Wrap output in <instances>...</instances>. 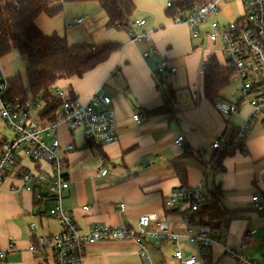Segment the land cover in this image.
Returning <instances> with one entry per match:
<instances>
[{
    "label": "crops",
    "instance_id": "crops-1",
    "mask_svg": "<svg viewBox=\"0 0 264 264\" xmlns=\"http://www.w3.org/2000/svg\"><path fill=\"white\" fill-rule=\"evenodd\" d=\"M132 2L135 11L130 19L144 20V25L137 27V31L147 32L149 40L130 42L124 29L106 27L108 30H104L102 25L106 24V16L102 13L96 12L97 21L84 15L75 18L83 19V24L75 29L85 44L90 41L87 34L93 33L92 40L98 32L97 44L88 45L115 43L121 48L81 78L58 80L55 88L64 90V98L76 97L82 103L97 94L108 97L110 105L107 108L114 115L117 141L86 146L80 130L70 131L65 125L57 128L59 141L73 146L72 152L63 156L69 181L64 193V207L69 210L80 233H86L93 226L136 227L141 214L154 213L157 221L166 224L169 233L182 234L183 208L176 206L171 211L163 208L164 198L181 186L175 173L177 168L185 174L187 187L203 182L204 193L216 187L221 190V204L228 212V228L219 240L231 248L239 244L244 233L252 232L245 253L264 264V119L253 122L244 141V150L226 153L216 169L206 171L205 167L212 163L215 155L212 142L217 138L229 140L249 117L250 110L247 105H240L236 113L226 118L204 99L199 70L210 55L215 54L218 62L221 58L215 52L201 49L205 38L192 39L188 27L172 23L165 13L166 3L170 0ZM217 6L219 13L212 19L221 15L227 17L220 24L238 18L241 13L238 0H219ZM231 7L236 9V14L230 12ZM98 9L102 11L99 6ZM66 17L64 12L51 19L41 16L35 24L43 34L65 37L70 45ZM203 25L206 30L207 25ZM74 26L72 22L70 27ZM13 57L21 59L14 50L0 58V81L21 76L14 68ZM161 60H168L176 68L175 73L165 78L175 94L176 104L170 113L152 115L148 112L164 104V94L156 88L152 77ZM22 67L24 71V61ZM223 91L220 101L226 100ZM52 96L60 101L53 90ZM41 104L43 110L42 100ZM42 110L34 111L33 118L43 120L40 117ZM134 115H139V124L133 121ZM7 132L9 130L0 120V143L12 138ZM181 136L183 139L178 144L177 139ZM24 165L29 166V163L16 162L1 182L0 250L6 255L0 258V264H54L49 251L33 254L28 249L34 236L54 235L60 229L55 220L56 230L52 227L53 219L47 215L49 204L34 202L31 192L11 191L12 187L19 186L13 174H21ZM100 170H106V174L100 176ZM254 196H258L263 204L259 212L253 207ZM120 205H123L122 210ZM31 223L35 224L34 230L29 229ZM198 230L199 227L191 228V233L196 234ZM143 246L147 261L132 241L88 244L83 264H177L169 240L161 244L146 240ZM179 246L184 258L196 257L195 264H202L203 257L211 264L219 263L221 259L224 263L228 259L230 264H237L219 246H212L201 257L198 246L185 238L179 240Z\"/></svg>",
    "mask_w": 264,
    "mask_h": 264
},
{
    "label": "built area",
    "instance_id": "built-area-1",
    "mask_svg": "<svg viewBox=\"0 0 264 264\" xmlns=\"http://www.w3.org/2000/svg\"><path fill=\"white\" fill-rule=\"evenodd\" d=\"M217 1L208 2L191 12H176L172 23L185 25L190 30L192 39L201 37L199 26L207 25L203 36L207 42L221 45L220 66L233 73L231 83L238 84L239 88L231 95L229 100L216 101L213 108L222 116L229 117L237 112L238 106L247 105L250 114L244 123L234 132L233 137L225 141L223 138L215 139L211 149L215 155L211 164H207L206 171L216 169L219 156L233 150H244V141L253 122L258 118L264 119V0H238L241 13L238 18L220 24L212 18L217 16L219 8ZM229 1V0H223ZM170 3H166L169 8ZM74 25L81 26L82 18L73 21ZM144 20H130L124 29L129 41L139 39L149 40L147 32L137 31L143 26ZM215 56V54H213ZM208 61H204L199 70L203 69ZM176 72V68L168 61L161 60L152 73L155 86L162 91L160 78H166ZM8 86L6 80L0 81V120L11 131L12 138L1 144L0 149V187L7 171L16 162H28L23 166L21 174H13L19 186L11 191L24 190L31 192L34 202L47 203V215L57 221L59 233L49 236H34L29 242V251L33 254L49 251L53 256L54 264H83L85 247L103 241H132L140 248V256L147 261L143 241L161 244L164 240L172 241L176 250L173 257L177 264H195L196 257L183 258L178 249V236L169 234L164 222L157 221L154 213H144L138 218L136 227L125 225L93 226L86 233H80L74 223L70 212L64 207V193L68 189L67 162L63 156L72 152L73 146L63 144L56 136L57 128L65 125L70 131L80 130L85 143L112 144L117 141V133L113 112L107 107L110 99L102 94L93 96L88 102L82 103L76 97L64 98V90L53 89V94L61 99L59 108L50 120H37L33 112L42 110L41 100L37 96L28 97L23 102L8 99ZM164 96L167 97L165 93ZM104 108V109H103ZM136 124L140 123L139 115L133 116ZM45 122V123H43ZM182 136L178 137L180 144ZM106 170H100L99 175L104 176ZM203 182L194 187L179 188L164 198V209L173 210L176 206L182 207L183 235L191 244L198 246V256H204L212 246H219L225 255L237 264H261L249 258L245 250L253 237L247 231L241 237L238 245L227 247L219 240L224 236L216 234L209 227H199L196 234L191 233V217L198 210L203 200ZM254 210H262V203L258 196L252 198ZM123 209V205H120ZM35 224L29 225L34 230ZM5 251L0 250V258H4ZM160 264V263H156Z\"/></svg>",
    "mask_w": 264,
    "mask_h": 264
},
{
    "label": "trees",
    "instance_id": "trees-1",
    "mask_svg": "<svg viewBox=\"0 0 264 264\" xmlns=\"http://www.w3.org/2000/svg\"><path fill=\"white\" fill-rule=\"evenodd\" d=\"M212 1L214 0H172L168 2L170 6L166 7L165 13L172 21L176 12H191ZM86 3H95L102 9L106 16L105 25L111 29L125 27L135 11L132 0H0V58L14 50L25 62L24 80L21 76H17L7 81L8 99L23 102L28 97L37 96L45 105L40 116L44 120L51 119L61 102V99L58 101L52 96V90L58 80L81 78L85 73L107 61L121 48V45L115 43L70 46L65 37L55 33L43 34L36 27L35 23L41 16L55 18L64 12V7L67 5ZM9 35L12 37V44L9 43ZM262 45L264 48V41ZM205 61L208 62L202 74V93L206 101L214 104L220 101V94L231 83L233 73L221 67L214 55H210ZM160 82L167 97L164 96V104L161 108L148 114L170 113L175 107L174 92L165 78H160ZM1 144L2 142L0 149ZM85 144L86 146L103 145ZM225 154L219 156L218 166ZM175 173L181 181V186L176 189L188 188L185 174L177 168ZM227 215L228 212L221 204V190L216 187L204 193L198 210L191 217L190 227H209L214 232L220 233L223 227L228 228ZM202 264H211V262L203 257Z\"/></svg>",
    "mask_w": 264,
    "mask_h": 264
},
{
    "label": "rangeland",
    "instance_id": "rangeland-1",
    "mask_svg": "<svg viewBox=\"0 0 264 264\" xmlns=\"http://www.w3.org/2000/svg\"><path fill=\"white\" fill-rule=\"evenodd\" d=\"M66 8H67V10H66ZM96 12H98V14H101V13L104 14V12H102L100 9H98V5L95 4V3H86L84 5H67V6L64 7V14H65V16H67L66 17V20H65V22H66V30L67 31L70 30L69 31L70 32L69 35H70V38H71V41H69L70 46L80 45V44L84 43L83 42V38L80 36V34H78V30L75 29V28H78V26L75 25L74 27H70V25L72 24L73 20L76 17L81 16V15H84V16H86L89 19L92 17V18H94L96 20L97 19ZM228 12H229V10H228ZM230 12H232L233 14H236L237 11H236V9H234V7H231ZM226 18L227 17H224V16L221 15V16H219V18H215V20L217 22H219V23H223V21H226L227 20ZM104 21H105V19H104ZM102 26H103L104 30H108V29H106L105 23ZM205 28H206L205 25L199 26V31L201 32V38L202 37L204 38L203 31L205 30ZM87 35H88V38L90 39V41L87 40L88 41L87 44H91V43L92 44L93 43L94 44H97V41L99 39L98 32H95L94 33V36L97 37V38L93 37L92 40H91V36L93 35V33L90 32V34H87ZM8 39H9V43L12 44V37H11V35H9ZM204 41L205 42H203V44L201 46V49L203 51H206V52H213V53L215 52L217 54V57L220 59L221 58V55H220L221 45L219 44V42H216L214 44H212V43L208 44L207 39H205ZM13 58H15L14 68H15V70L17 69V71L20 72L21 77L24 80V71H23V67H22L23 66L22 58L21 57H20L21 59H19L18 57H13ZM238 88H239L238 84H235L233 82L230 83L229 86L226 87L224 89V91H223L224 99L228 100L231 97V95ZM9 133H11L10 130H9ZM9 133L7 132V135L8 136H9ZM10 135H12V133ZM8 136H6V137H8ZM51 223H52V227L54 228V230H56V228L58 226V225L56 226V222L54 220H52ZM225 260H226L225 263L223 262V259H221L220 262L219 263H216V264H230L231 263L228 259H225Z\"/></svg>",
    "mask_w": 264,
    "mask_h": 264
},
{
    "label": "bare ground",
    "instance_id": "bare-ground-1",
    "mask_svg": "<svg viewBox=\"0 0 264 264\" xmlns=\"http://www.w3.org/2000/svg\"><path fill=\"white\" fill-rule=\"evenodd\" d=\"M163 206H164V200H163ZM57 222V221H56ZM58 224V223H57ZM59 226V225H58ZM168 232V231H167ZM169 233V232H168ZM169 234H173V233H169ZM55 235V234H54ZM173 235H176V236H178V241H177V246H178V249L181 251V248H180V246H179V240L181 239V238H185L186 240H187V238L186 237H184V236H182L183 235V233L182 234H173ZM164 241H166V240H164ZM171 243H172V241H170ZM173 244V247H174V252H175V250H176V246H175V244L174 243H172ZM181 255H182V251H181ZM183 257V256H182ZM174 258V257H173ZM184 258V257H183ZM175 259V258H174ZM185 259V258H184ZM176 260V259H175Z\"/></svg>",
    "mask_w": 264,
    "mask_h": 264
}]
</instances>
